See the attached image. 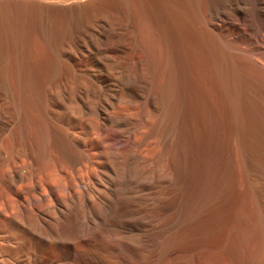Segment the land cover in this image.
Returning <instances> with one entry per match:
<instances>
[{"label":"bare ground","instance_id":"obj_1","mask_svg":"<svg viewBox=\"0 0 264 264\" xmlns=\"http://www.w3.org/2000/svg\"><path fill=\"white\" fill-rule=\"evenodd\" d=\"M149 1L155 9L161 3ZM8 3L0 2V264H59L65 241L67 264H264V0H167V31L177 33L165 39L167 68L154 86L151 68L134 58L135 66L119 77L128 80L122 83L128 96L140 100L142 128L158 136L140 156L157 161L165 183L167 154L176 150L182 160L176 205L137 227L116 220L113 194L126 185L153 195L159 190L149 181L135 184V175H115L113 163L128 146L122 132L86 134L81 118L64 122L63 112L50 120L24 37L33 47L42 36L54 40L57 27L34 28L22 7ZM198 4L202 35H195ZM136 11L132 29L147 17L156 29L158 10L145 12L144 21L143 10ZM65 14L61 29L71 34L79 20L72 10ZM29 23L33 28L26 29ZM88 92L82 87L70 102ZM61 131L81 155L93 151L74 175L78 155L58 138ZM6 138L15 153L3 148ZM8 226L13 232L6 236L1 229Z\"/></svg>","mask_w":264,"mask_h":264},{"label":"rangeland","instance_id":"obj_2","mask_svg":"<svg viewBox=\"0 0 264 264\" xmlns=\"http://www.w3.org/2000/svg\"><path fill=\"white\" fill-rule=\"evenodd\" d=\"M3 1L0 0L1 4ZM5 1H9L10 5L13 3V6L22 7V12L25 10L24 14L26 13L25 15L22 13L23 17L25 16L24 18L29 20L28 22L33 23L34 28L40 23L42 24L40 27L44 24L49 26L51 23L54 24V28L57 27L55 29V41L42 36L43 39L40 38L41 41L32 43L33 47H31L28 44H31L32 39L28 37V34L27 37H24V41H27L25 42L27 45L24 48L25 53L27 51V55L29 54V59H31V64L30 62L29 64L33 78L41 86V98L46 115L50 120L54 121L57 118V113L63 112L65 114L61 119L64 122L69 120L71 124H76L79 121L78 118H81L86 134L91 135L92 132L104 130L108 137L112 138L115 132H122L124 134L123 140L128 143V146L121 152V157L113 163L117 170L114 172L115 175L117 173L122 174V171L124 177L125 174L126 177L135 175L138 182L135 184L140 186L141 183L149 181L148 184L154 187V190H159L157 195H153L151 189L146 190L142 186L132 187V190L125 189L127 185L121 187L113 194L110 203V210L115 215L116 220L128 226L137 227L147 220L153 219L159 211L167 213L170 208L176 205L179 198L182 160L179 155H176L179 153L175 152L176 150L173 155H171L172 153L167 154V183H165V173L158 171V167L155 165L157 161L149 158V155L147 157L140 156L144 150L148 154L151 152L154 147L152 145L158 136L156 133L151 131L148 133L142 128L145 123L143 121L144 109L138 103L140 100L137 97L128 96L129 92L123 88V84L128 80L124 77L119 79L121 75L127 74L132 66H135L134 58L151 68L154 86L159 80L162 70H164L162 68L165 66L167 68V43L165 39L167 36L176 33L167 31V0H159L161 2L160 7L158 6L159 9L156 7L158 12L154 8L155 5L153 7L149 0H147L148 2L146 0H129V2L128 0H74L70 3L57 2V0ZM5 1V4L8 3ZM162 1L164 2L162 3ZM197 6L200 8L197 7L198 10L195 11V24L200 23L199 26H196L201 30L195 31V35H202L204 34L202 29L204 27V12L201 4ZM134 7L136 10L140 9L141 13L143 10L144 14L142 13L143 18H141L143 21L152 12V14L154 12L156 15L160 14L156 29L148 22V17L142 27L136 31L132 29L129 24L137 18L133 13L138 14L140 12L133 10ZM71 10L74 17H78L76 19L79 20V26L78 29L70 32L71 34H65L61 29L64 24L63 17L67 15L65 14L67 11L70 13ZM145 12L150 14L147 15ZM145 14L147 16H144ZM133 17H135L134 20ZM172 18L175 21L177 16ZM46 22H50L49 25ZM175 22L181 25L178 19ZM31 23L28 24L29 26H25L26 29L32 27ZM45 25L42 28L46 27ZM10 81L12 82L11 78ZM82 87H87L88 97L84 95L82 99L77 101V104L70 102L75 100ZM99 88L101 90H98ZM97 91H100L99 94ZM104 98L107 100L106 103ZM120 101H128L129 105L122 109L117 105ZM108 102L111 104L107 107ZM106 107L107 114L105 117V115L103 116V108ZM136 129L143 134L136 132ZM57 136L71 151H75L78 155L77 163L72 168V175L83 163L90 164L89 155L93 152L92 150L86 151L87 155H81L79 150L66 139L62 131L57 132ZM179 140L180 133L178 132L173 143L177 144ZM112 145L116 146V142L112 141ZM3 148L15 153L17 146H12L10 139L6 138L3 142ZM2 168L3 166L0 169ZM58 169L54 167L52 173L59 174ZM169 169L176 172L172 178L169 177ZM100 170L105 171L103 168ZM61 175L63 176V174ZM155 200H157L156 203ZM1 230V232L5 231L6 236L13 232L9 226ZM5 244L2 243V245ZM64 244L57 251L58 257H60L59 264H67L63 257L68 256L70 249L69 246H66L67 241ZM30 248L36 249L35 251L39 255L42 253L40 247H35L34 243L30 245Z\"/></svg>","mask_w":264,"mask_h":264}]
</instances>
